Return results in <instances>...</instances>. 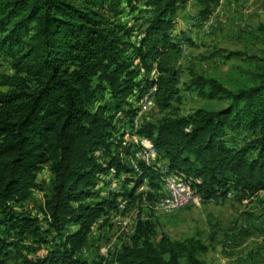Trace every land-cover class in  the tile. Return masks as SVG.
<instances>
[{
    "label": "trees",
    "instance_id": "trees-1",
    "mask_svg": "<svg viewBox=\"0 0 264 264\" xmlns=\"http://www.w3.org/2000/svg\"><path fill=\"white\" fill-rule=\"evenodd\" d=\"M124 1L134 0H0V57L11 68L0 82L5 87L0 90V264L11 249L21 264H100L80 256L92 224L116 206L114 198L95 190L96 174L113 167L116 176L131 175L123 179L124 187L131 184L130 196L143 181L160 186L150 166L139 164L137 175L121 160L128 150L116 139L115 113L129 103L139 73L123 57L127 48L145 74L154 71L147 87L155 86V106L168 111L139 130L160 158L204 198L220 189L246 197L264 190V65L251 83L234 90L189 70V88L202 97H224L227 105L174 113L182 50L171 31L189 0H142L151 17L135 42L126 39L132 29L117 19ZM196 1L200 15L207 16L217 0ZM105 90L115 101L112 110L96 104ZM136 111L125 109L129 120ZM236 129L252 134V140L230 146L227 134ZM45 165L51 178L40 219L14 205L21 206L38 187L36 175ZM152 228L139 221L133 244L122 246L114 261L205 264L187 241L163 236L153 243ZM41 245H47L43 254Z\"/></svg>",
    "mask_w": 264,
    "mask_h": 264
},
{
    "label": "rangeland",
    "instance_id": "rangeland-1",
    "mask_svg": "<svg viewBox=\"0 0 264 264\" xmlns=\"http://www.w3.org/2000/svg\"><path fill=\"white\" fill-rule=\"evenodd\" d=\"M200 10L196 0H189L177 11L171 31L172 38L182 50L179 100L172 103V112L179 115H187L198 108L219 110L227 105L224 97H202L189 88V70L216 78L234 90L251 83L259 67L264 65V0H217L212 4L209 15H200ZM150 17L151 8L142 0H134L129 4L122 2L117 19L132 29V34L126 39L135 42ZM123 57L130 62L131 68L137 67L139 72L134 78L137 86L128 96L129 103L124 108L136 107L137 111L130 120L125 109L116 112L114 123L118 127L117 136L124 132L132 137L140 134L143 124L156 123L168 111H160L154 101L152 105L146 103L145 96L150 91L147 83L155 76L154 71L145 74L137 66V59L129 48L123 52ZM10 72L7 59L0 57V82L2 75ZM4 89L0 85V90ZM114 102L108 90L100 93L96 100V104H107L111 110ZM135 118L140 120V127L132 130ZM252 138L247 131L236 129L228 132L226 142L239 147ZM255 152L253 149L248 154L252 156ZM121 176L114 185H110L112 179L96 178L95 190H99L100 196L114 198L116 206L92 224L88 243L80 254L82 259L117 264L115 254L122 246L133 244L140 221L153 224L149 233L153 243L163 236L170 241H187L197 248L198 257L205 264H264V190L246 197L233 189L224 195L220 189L209 198L201 196L200 200L188 206L163 214L152 209L162 196L160 186L156 188L143 181L130 196L131 184L126 183L124 187L123 179L131 175ZM50 178L49 168L45 165L36 175L38 187L31 191L21 206L14 205V209L42 219L40 207ZM120 202L123 203L122 208L117 207ZM41 224L45 225V222L42 220ZM5 237L10 239L11 236ZM46 249L47 245H41L38 253L43 254ZM11 252L5 264H21L12 249Z\"/></svg>",
    "mask_w": 264,
    "mask_h": 264
},
{
    "label": "built area",
    "instance_id": "built-area-1",
    "mask_svg": "<svg viewBox=\"0 0 264 264\" xmlns=\"http://www.w3.org/2000/svg\"><path fill=\"white\" fill-rule=\"evenodd\" d=\"M154 89L155 86L151 87L150 91H148L145 96V99H147V105H152V101H154L152 96ZM145 108L146 105L143 104V109ZM139 122L140 120L136 118L133 119V126L131 129H138L140 127ZM116 139L120 140L121 145L128 150L127 153L121 155V160L129 167L137 171V175L140 173L139 164L148 165L158 173V180L160 184L159 189L162 196L156 205L152 206L155 213H169L201 199V193L184 179L182 172H178L170 168L166 162H162L163 160H161L157 150L154 148L153 143L149 138L140 134L128 137V134L122 132L118 136L116 134ZM121 177V174L116 176L115 169L113 167L105 172H99L96 174L97 180L102 179L107 181L112 179L113 183L110 185H114L115 181L119 180ZM117 207L122 208L123 203H118Z\"/></svg>",
    "mask_w": 264,
    "mask_h": 264
}]
</instances>
